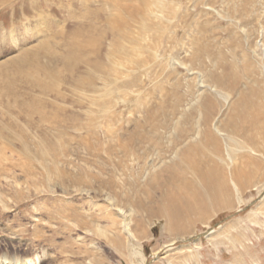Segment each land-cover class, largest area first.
Here are the masks:
<instances>
[{
	"label": "rangeland",
	"instance_id": "rangeland-1",
	"mask_svg": "<svg viewBox=\"0 0 264 264\" xmlns=\"http://www.w3.org/2000/svg\"><path fill=\"white\" fill-rule=\"evenodd\" d=\"M80 1L8 0L6 5H0V34H6L8 39L0 49V63L15 58L32 45L44 48L55 40L61 44L62 38L73 29L74 24L77 23L79 28L82 26L78 21L81 20V12L86 10L85 6L93 8L101 5L96 0H85L87 4L84 0ZM117 1L121 7L125 5L141 12L135 19H128L124 13L115 11L116 18H120L118 22L122 21L117 30L119 36L116 44L119 45L115 44V73L108 78V81L115 78V106L112 110L115 112V130L120 124H125L124 128H127L132 120L143 118L144 110L148 111L150 106L156 105L152 110H167L172 121L180 119L194 124V134L184 137V142L199 140L204 131L201 121L203 119L204 122L208 114L205 126L211 128L217 146H202L200 156L211 158V161L201 160V165L203 169L209 166L212 172L215 171L213 180L219 183L218 176L230 178L237 170L253 167L254 162H259L260 168L243 190L231 189L229 204L219 210L209 208L207 213H200L197 218L193 216V220L177 221L173 228L166 214L160 211L151 215L144 212L139 221L133 220L132 216L138 215L136 209L120 201L123 192L116 193L124 189V184L113 171L115 160L121 156L122 150L110 147L104 152L103 146H100L102 149H95L94 159L105 162L101 176L112 180L115 193L106 185L99 188L95 182L92 185L88 183L92 180V177L88 178L91 169L97 173L98 168L84 164L86 155H89L81 142L87 133H79V130L87 127L90 115L91 118L94 116L92 113L86 114L87 108H84L90 101L91 92L80 95L61 86L69 99H86H83L84 107L79 108L78 102L74 103L76 107H71L76 113L81 112V123H67L65 129L58 131L60 135L61 130L69 131L68 136H62L64 140L61 146L69 149L64 151L56 149V143L52 140L49 143L44 138V135L53 137V134L51 131L47 134L46 131L50 130L46 127L47 123H41L37 114H33L37 104H32L30 98L36 91L29 92L24 84H18L20 87L13 89L16 93L12 90L7 96H1L4 89L12 88L16 83L4 76L0 79V82H4L0 84V173L17 179L23 199L17 204L14 191L0 192L3 195L0 205L8 202L4 208H0V213L6 217L11 210L17 213L25 206L29 207L34 211V216L29 217L31 222L23 217L20 222L31 228L38 220L43 204L55 211L72 202L77 209L80 205L91 224L88 225L89 232L83 230L78 234L72 231L67 239H55L57 243L64 240L63 245L68 242L63 246L60 257L51 264H264V51L261 46L264 44V0H252L250 3L246 0ZM145 16L146 19L143 18ZM106 17L108 14L103 12L96 23L102 19L103 24L107 25ZM137 18L141 21H136ZM144 20L150 24L146 22L145 25ZM48 21L54 26L48 27ZM120 29L125 33L120 35ZM105 34H97L103 37L99 38L96 46L105 56L103 63L107 61L110 39L108 35L104 38ZM47 43L50 45L47 46ZM2 69L6 72V68H1L0 77L3 75ZM80 69L85 70L86 67L81 65ZM125 82L129 85L121 86ZM244 95L246 98L242 99ZM52 98V95L40 97L45 106L43 111L48 112L50 102L55 101ZM106 98L108 100V96ZM136 99L141 102L138 104ZM206 100L211 102L209 108ZM69 101L58 103L68 106ZM174 107L176 110L173 114ZM91 108L95 109L94 106ZM120 110L121 115L116 117V112ZM179 110L183 113L180 114ZM246 111V117L240 115ZM156 116L161 117L159 114ZM127 120L130 122L127 123ZM236 120L241 125L238 132L225 127L227 124L232 126ZM105 121L107 123L108 119L105 118ZM171 134L169 132L164 138L166 143ZM73 146L77 149L72 152ZM144 154L149 156L148 159L155 156ZM173 155L175 152L168 153L163 163H157L154 169L157 170L164 162H171L175 158ZM4 166H14V173L2 171ZM194 167L185 173L182 183L186 186L177 182L173 192H177L176 196L187 195L192 187L204 191L202 171ZM61 169L65 171V176H60ZM73 175L82 177L83 184L73 182ZM144 179L145 175L141 178L142 183ZM61 185H66L71 193L61 194ZM72 187H76V190ZM46 189L68 200H38V197L51 195ZM149 204L157 210L156 204ZM12 205L19 207L18 210H14ZM166 207L162 206L160 210ZM16 221L12 216L0 220V244L3 241L13 246L18 244L19 235L12 233L21 227L15 225ZM96 225H102L106 235L120 239L122 248L114 249L111 243L105 244L103 236L91 231ZM78 245L81 246L80 250L77 249ZM32 246V254L38 255L35 256L37 259L44 257L46 252L53 254L54 250L57 251L56 247L53 250L47 245ZM1 249L3 247L0 245ZM8 249L11 250V247ZM37 259L36 264L39 263Z\"/></svg>",
	"mask_w": 264,
	"mask_h": 264
},
{
	"label": "bare ground",
	"instance_id": "bare-ground-1",
	"mask_svg": "<svg viewBox=\"0 0 264 264\" xmlns=\"http://www.w3.org/2000/svg\"><path fill=\"white\" fill-rule=\"evenodd\" d=\"M92 1L94 2L95 0ZM251 1L252 0H246L247 3H250ZM96 2L101 4L100 7L95 6L93 8H89V6H85L86 10H83L84 12L81 9V20H79L78 23L82 26L79 28L77 23L74 24L73 29L67 31L65 36L62 38L61 44L55 40L52 45L47 43L46 45L50 46L44 48H42L43 46L32 45L31 48H27L24 51L22 50L23 53L15 56V58H9L2 61L0 63L1 68H6V72L2 69L4 71L0 79L7 76V79L10 82L15 81L16 83L13 84L12 88L4 89V93L1 96H7L13 89L18 88V84H24L26 86L25 89L29 92L36 91V94L30 98V102L32 104H37L33 110V114H37L38 120L41 123H47L46 127L50 128V130L46 131L47 134H50V131L53 134V137L44 135V138L49 143L51 140L56 143L54 146L56 149L65 151L69 149L63 148L61 146V141L64 140L62 136H68L69 131L61 130L62 135H60L58 131L60 129H65V127L68 126L67 123H81L82 118L79 117L81 112L76 113L71 110V107H76L74 104L75 102L80 104L79 108L84 107L83 104L85 102H83V99L84 101H86V99H69L67 95L62 92L61 86H65L64 88L68 89V91L75 93L79 92L80 95H84L83 93H86V91V95L88 92H91V94L89 93L90 99H88L90 101L87 103L88 106L86 105L84 108H87L85 111L86 114L90 115L92 113L94 116L91 118L90 115V118L87 120L89 123H87V127H84V129L80 128L79 130V133H87L81 142L89 155H86L84 164L86 166L89 165L91 167L98 168L97 173H93L91 169V172L88 174V178L92 177V180L88 181V183L92 185L95 182L98 184L99 188L106 185V187L113 189L112 180L110 178H104V180L101 176V173L104 172L102 165L105 164V162L94 159L96 155L95 149L103 146V149L101 148L103 151L104 149L107 150V148L110 147L122 150L121 156L115 160L113 171H115V175L118 177L119 181H122V184H124V189H117L119 191H116V193L123 192L120 201L123 202V204L130 205L133 209H136L135 212H137L136 214L138 215H135L138 218L132 216V218H134L133 220L139 221L144 215V212L151 215L156 213V211H160L161 213L163 212L166 214L167 218L170 220L171 227L173 228L177 221L184 219H189L190 221L192 218L194 219L193 216H196L197 218L200 213H207L209 208H213V210L216 211L223 206H227L230 202L229 194L231 193V189L243 190L248 185V180L251 176L260 168V163L254 162V166L251 168L246 170H237L233 172L230 178L218 176L220 181L219 183H216L215 180H213V174L215 171L212 172L211 169H209V166L208 169H203L201 165V160L211 161V158L209 157L205 158V156H200L202 146H206L208 144L217 146L216 138L211 128L205 126L207 125L208 114H206L204 122L203 119L201 121L204 131L199 140H189L184 142V137L194 134V124L191 122H182L180 119L172 121L170 117H168L167 110L164 112L160 109L152 110L156 105L154 107L150 106L148 111L143 109L145 112L143 118L132 120L131 124L127 128H124L125 124H120L118 129L115 130V124L113 122V119L115 120V112L112 111L115 106V96L113 95L115 93V78H111V80L108 81L109 76L114 75L115 73V46L119 45V43L116 44L117 36H119L117 35V30L122 23V21L118 22V19L120 18H116L115 11L117 10L119 13H124L128 19H135L141 10L124 7L125 5L121 7L118 5L117 0H96ZM7 3L8 0H0L1 7ZM85 4H87V2H85ZM103 12L108 14L105 21L107 22V25L103 24L102 19L99 23L97 22L100 24L98 25L96 20L101 17ZM72 13H74V11ZM143 18L146 19V16ZM38 19L40 18L38 17ZM136 21L141 20L137 18ZM143 22L144 24L146 22L148 23L146 20ZM48 23L49 21L47 24ZM50 26L54 25L50 22L48 27ZM105 32L106 34L104 38L108 35L110 39L108 41L109 51L106 56L107 61L103 63L105 56L102 54V51H100V47L97 49L96 46L99 43V38L103 37H98L97 34H103ZM122 32L120 29L119 34ZM6 36V34H0V49L6 45V42L8 41ZM261 46L264 51V44H261ZM59 65L61 67H59ZM81 65L85 66L86 69L81 70ZM38 72L40 76L38 75ZM3 83L4 82H0L2 85ZM128 85L129 83L125 82L121 86L127 87ZM13 91L16 93L15 90ZM49 95H52L55 101L50 102V108H48V112H46L45 110H42L43 107L45 109V106L40 97L42 98ZM13 96L15 99V95ZM107 96L108 100L106 98ZM241 98L244 99L246 96L244 95ZM58 101L66 103L69 101L70 104L68 106L61 105L62 103L60 104ZM139 101L141 102L140 99ZM139 101L137 100L138 104ZM205 102L209 108L211 106V102L209 100H206ZM92 106L95 107L94 110L91 108ZM28 110L31 111L30 109ZM175 110L176 107L173 109V114L175 113ZM179 111L180 114L183 113V111ZM247 113L248 112L246 111L240 115L246 117ZM119 114L121 115V110L116 112V117ZM157 114L161 115V117L156 116ZM105 118L108 119L107 123ZM235 118L237 119V116H235ZM126 122L129 123L130 121L127 120ZM99 123H102V125L98 126ZM249 123H251L250 120ZM225 127H228V129L232 132H238L241 125L239 126L236 120V123L232 126L231 124L230 126L227 124ZM169 132H172V134L169 136L168 143H166L164 138H167V134ZM182 142L184 143L182 144ZM75 149L77 148L73 146L72 152ZM170 152H175V155H173L175 158L172 160V156L171 162H164L162 166L155 170L154 168L157 163H163L162 161L166 159L168 153ZM144 153L155 154V156L148 159L149 156ZM101 157L104 158L105 156ZM89 160L92 162L91 164H89ZM150 162L151 166L149 165ZM194 166H196V168ZM212 166L215 167L214 165ZM191 167L202 171L201 176L204 180V191L201 192L195 187H192L193 189L191 188L190 193H187V195L179 194L180 196H176L177 192H173L177 182L180 181L182 183L186 171ZM2 169V171L7 173H14L15 171L14 166H4ZM215 169L216 168H214V170ZM144 175L145 179L142 183L141 178H143ZM60 176H65V171L62 169L60 170ZM1 181L3 182V185L0 187V192L6 193L8 191H14L17 194L15 195L14 201L17 204H20L23 198L20 196V187L17 179L11 175L0 173V182ZM61 181L65 182V180ZM72 181L80 185L83 184V178L79 176L73 175ZM182 184L186 186L184 182ZM60 187L62 190V192H60L61 194L67 195L71 193L68 192L71 191V189L68 190L66 185H61ZM72 189L76 190V187H72ZM114 189L112 192L115 193ZM46 190L51 195L38 197V200L43 198H52L53 200H60L63 202L68 200L64 197L56 195V193L51 189ZM2 196L3 195L0 193V198ZM24 199H27V197ZM80 200H82V198H80ZM26 201L28 200H25V202ZM0 202L2 204L1 199ZM149 203L156 204L157 210H154ZM7 204L8 202L3 204V206L0 205V208H4ZM162 206H167V209L160 210ZM12 207H14V210H18L19 208L15 207V205H12ZM24 210L27 211V214L26 211L24 213ZM57 210L58 211H55L51 207L44 206L43 204L38 220L34 222L31 228L26 224H21L20 222L21 217L28 220V222H31L29 217L30 215L34 216V211L29 207L25 206L23 210H20L17 213H13L11 210L10 214L6 217L5 214L0 213V220L4 221V219L12 216L13 220L17 219L15 225L21 226L16 231L12 229L14 232L11 230L12 233L19 235L20 241H17L18 244L13 246L11 244L9 245L5 241L0 244L3 247V249L0 250V264H36V257L38 255L36 256L32 254V245H41L42 247L43 245H47L52 247L53 250L56 247L55 249H57V251L54 250L53 254L46 252L44 253V257L41 256V259H37L39 262L38 264L54 263L60 257L63 246H66L68 242H65L66 244L63 245L62 243H64V240L59 241V245L55 242V239L68 238L72 231L80 234L83 230H89L88 225L91 224H89V219L86 218V211H83V208L81 209L80 205L77 209L74 207L72 202L62 207H58ZM126 210H128V208ZM193 212L195 213L193 214ZM44 220L46 223H41ZM112 223L113 221L111 220V224ZM7 226L10 227V224H7ZM91 231L97 236H103V242L105 244L111 243V246L114 249L118 247L122 248V241L106 235L105 231L102 230V225H96L95 229ZM12 233L10 232V234ZM133 236L136 237V235ZM24 245L28 248H24ZM9 246L11 247V250L8 249ZM77 249L80 250L81 246L78 245ZM90 254H92V252Z\"/></svg>",
	"mask_w": 264,
	"mask_h": 264
}]
</instances>
